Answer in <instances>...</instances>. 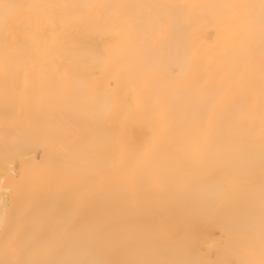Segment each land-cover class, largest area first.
I'll use <instances>...</instances> for the list:
<instances>
[{
    "label": "snow or ice",
    "instance_id": "snow-or-ice-1",
    "mask_svg": "<svg viewBox=\"0 0 264 264\" xmlns=\"http://www.w3.org/2000/svg\"><path fill=\"white\" fill-rule=\"evenodd\" d=\"M160 8L191 13L189 59L197 67L205 55L198 37L208 30L223 37L224 55L208 54L206 76L190 91L179 81L163 89L158 61L124 54ZM81 29L108 37L109 47L91 51L76 44L65 59L63 38ZM0 36L5 98L17 90L21 74L26 85L36 77L42 94L56 88L73 99V126L81 133L45 175L22 176L5 167L0 264H264V0H0ZM179 67L168 65L173 75ZM173 95L195 114L181 129L172 121ZM229 99L242 102L228 108ZM222 115L230 127L248 128L243 147L226 138L208 143L201 130L215 127ZM130 126L146 133L143 143L132 144ZM162 144L167 151L157 155ZM240 188L244 197L237 200L233 193ZM155 202V221L142 222ZM205 216L215 218L220 231L211 253L194 239ZM176 223L183 227L174 229Z\"/></svg>",
    "mask_w": 264,
    "mask_h": 264
},
{
    "label": "bare ground",
    "instance_id": "bare-ground-1",
    "mask_svg": "<svg viewBox=\"0 0 264 264\" xmlns=\"http://www.w3.org/2000/svg\"><path fill=\"white\" fill-rule=\"evenodd\" d=\"M9 2L182 5L258 3V0H9ZM192 22L191 13H186L183 9H156L151 23L143 25L142 35L138 39L128 42L124 54L132 60L152 57L158 61L160 67L157 75L163 89L170 90L179 81L186 84L190 91L197 87L199 81L206 76L208 54H213L214 59L224 55L221 50L223 37L218 38L214 31L208 30L198 37V51L205 53L200 66L197 67L189 59L188 29ZM62 44L60 52L65 59H68L67 53L76 44L86 45L91 51L109 47L108 37L100 34L86 35L83 29L80 32L67 33ZM168 65L180 66L175 75L170 73ZM35 78H30L26 85L21 74L17 80V90L6 99L3 76L0 74V178H3L6 166L10 173L15 172L22 176L47 174L57 161L65 157L67 148L77 142V137L81 134L73 126L76 119L73 115V99L59 96L56 88H47L42 94L41 89L33 83ZM172 101V121L177 129L195 120V114L188 109L183 97L173 95ZM241 102L240 99L235 101L229 99L227 107L231 108L235 103ZM61 113L65 114L66 119L56 118ZM201 131L209 144L218 143L226 138L241 147L249 135L248 128L244 126L230 127L223 115L215 127ZM128 134L134 146L143 143L146 136V133H141L136 126H130ZM165 151H167V145L162 144L157 155H162ZM233 196L237 200L242 199L244 190L237 189ZM158 206V202H155L139 219L144 223L154 222L156 219L154 210ZM172 227L179 230L183 225L176 223ZM194 239L200 248L209 253L213 252L220 244L219 225L215 218L211 216L200 218Z\"/></svg>",
    "mask_w": 264,
    "mask_h": 264
}]
</instances>
